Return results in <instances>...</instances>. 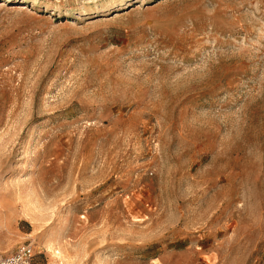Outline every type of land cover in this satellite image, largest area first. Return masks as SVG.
<instances>
[{
	"label": "rangeland",
	"instance_id": "obj_1",
	"mask_svg": "<svg viewBox=\"0 0 264 264\" xmlns=\"http://www.w3.org/2000/svg\"><path fill=\"white\" fill-rule=\"evenodd\" d=\"M264 264V0H0V255Z\"/></svg>",
	"mask_w": 264,
	"mask_h": 264
},
{
	"label": "built area",
	"instance_id": "obj_2",
	"mask_svg": "<svg viewBox=\"0 0 264 264\" xmlns=\"http://www.w3.org/2000/svg\"><path fill=\"white\" fill-rule=\"evenodd\" d=\"M0 264H44L36 258V252L30 242H22L9 253L0 255Z\"/></svg>",
	"mask_w": 264,
	"mask_h": 264
}]
</instances>
